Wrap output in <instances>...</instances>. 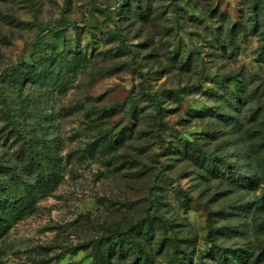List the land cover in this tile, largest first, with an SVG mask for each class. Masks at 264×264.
I'll list each match as a JSON object with an SVG mask.
<instances>
[{
	"label": "rangeland",
	"instance_id": "374dc122",
	"mask_svg": "<svg viewBox=\"0 0 264 264\" xmlns=\"http://www.w3.org/2000/svg\"><path fill=\"white\" fill-rule=\"evenodd\" d=\"M176 1L0 0V96L25 131L62 159L57 186L0 228V264H93L85 245L156 210L167 232L158 228L152 240L153 264L171 263L169 244L158 253L165 236L176 240L181 253H194L195 264H214L205 206L227 213L218 216L227 227L219 245L264 250V182L237 191L226 180L201 176L200 165L173 147L178 139L191 140L239 161L228 142L233 126L216 141L206 137V126L226 124L204 116L215 104L204 90L218 81L230 87L244 81L263 91L264 27L252 33V18L254 3L264 0ZM239 21L248 36L236 50L222 48L229 27ZM46 46L81 53L82 61L61 63L46 79L8 77L28 71ZM150 95L158 96L164 111L161 123ZM132 101L137 120L129 114ZM116 104L123 108L103 119V127L134 132L108 154L95 149L94 121ZM3 125L0 109V130ZM2 137L0 131V162L22 165L16 144ZM248 264H264V257Z\"/></svg>",
	"mask_w": 264,
	"mask_h": 264
},
{
	"label": "trees",
	"instance_id": "16d2710c",
	"mask_svg": "<svg viewBox=\"0 0 264 264\" xmlns=\"http://www.w3.org/2000/svg\"><path fill=\"white\" fill-rule=\"evenodd\" d=\"M176 4V0H173ZM224 16L223 14H221ZM264 27V5L254 3V16L252 18V33ZM248 29L242 21L232 24L227 32L228 45L232 50L238 48L241 38L248 36ZM261 54L264 57V33H262ZM220 45V44H218ZM222 46V45H221ZM79 52V51H78ZM81 53L57 52V49L46 46L38 52L37 60L28 71L8 73L13 81L26 82L46 79L52 76L61 63L72 62L79 65ZM190 63L187 61L186 66ZM18 77H15V76ZM217 88V90H216ZM252 88L249 83L238 81L234 87L225 81H218L216 87L204 90L215 99V104L207 108L204 116H214L223 127L211 128L206 126V137L216 141L226 136V129L233 126L228 142L234 148L239 161L232 163L228 157L218 153V149H209L195 141L178 139L173 147L186 156H191L197 162L204 178L226 180L232 188L256 190L264 182V89ZM151 101L157 111L158 122H162L164 111L157 95H150ZM122 104L105 107L95 120L99 128V137L94 142L95 149L101 148L108 154H114L121 146L131 139L133 129L123 126L117 132L104 128L103 119L113 117ZM0 109L4 117V125L0 130L4 142L13 141L16 150L23 158L22 165H4L0 162V228L5 226L16 213H25L31 208V201L41 192L53 190L60 181V155L35 135L28 134L22 125L17 122L16 115L7 99L0 96ZM130 117L138 119L137 106L132 101L129 105ZM241 161H244L240 164ZM206 239L211 244L209 257L214 264H248L253 257L262 260L264 250L244 251L223 247L218 244V236L224 234L226 226L218 223V216L225 218L227 213L223 210L214 211L205 206ZM157 210L147 212L138 221L131 222L127 227H114L108 235L83 248H90L93 264H153L152 240L158 228L166 230L165 220L158 216ZM0 230V237H1ZM170 247L169 257H173L170 264H195L194 253L178 250L174 238L163 237L157 244L158 253ZM198 264H205L199 262ZM210 264V263H206Z\"/></svg>",
	"mask_w": 264,
	"mask_h": 264
}]
</instances>
